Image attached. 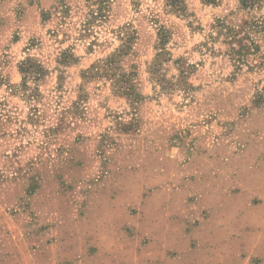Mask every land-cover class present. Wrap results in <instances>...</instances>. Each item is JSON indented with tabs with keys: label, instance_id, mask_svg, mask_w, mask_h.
Returning a JSON list of instances; mask_svg holds the SVG:
<instances>
[{
	"label": "rangeland",
	"instance_id": "rangeland-1",
	"mask_svg": "<svg viewBox=\"0 0 264 264\" xmlns=\"http://www.w3.org/2000/svg\"><path fill=\"white\" fill-rule=\"evenodd\" d=\"M0 264H264V0H0Z\"/></svg>",
	"mask_w": 264,
	"mask_h": 264
},
{
	"label": "trees",
	"instance_id": "trees-1",
	"mask_svg": "<svg viewBox=\"0 0 264 264\" xmlns=\"http://www.w3.org/2000/svg\"><path fill=\"white\" fill-rule=\"evenodd\" d=\"M255 0H242V3H244L245 5H250L253 4ZM248 3V4H247Z\"/></svg>",
	"mask_w": 264,
	"mask_h": 264
}]
</instances>
